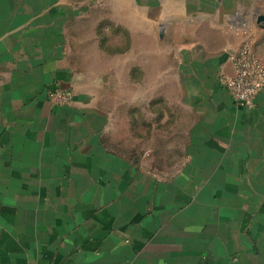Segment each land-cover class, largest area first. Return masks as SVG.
Masks as SVG:
<instances>
[{
  "label": "crops",
  "instance_id": "0c3cea01",
  "mask_svg": "<svg viewBox=\"0 0 264 264\" xmlns=\"http://www.w3.org/2000/svg\"><path fill=\"white\" fill-rule=\"evenodd\" d=\"M260 14L0 0V264H264V88L246 108L220 82L246 31L264 62Z\"/></svg>",
  "mask_w": 264,
  "mask_h": 264
},
{
  "label": "built area",
  "instance_id": "2783aa9c",
  "mask_svg": "<svg viewBox=\"0 0 264 264\" xmlns=\"http://www.w3.org/2000/svg\"><path fill=\"white\" fill-rule=\"evenodd\" d=\"M234 75L221 77V84L231 93L236 103L246 108L255 106L259 92L264 88V62L255 50L254 36L246 31L238 51L231 54ZM49 99L56 105L71 102L74 92L67 88L49 91Z\"/></svg>",
  "mask_w": 264,
  "mask_h": 264
},
{
  "label": "rangeland",
  "instance_id": "374dc122",
  "mask_svg": "<svg viewBox=\"0 0 264 264\" xmlns=\"http://www.w3.org/2000/svg\"><path fill=\"white\" fill-rule=\"evenodd\" d=\"M113 33H115V34H113L114 36H118L119 35V33H120V30H118V31H116V30H113L112 31ZM102 33H103V35L105 36V37H107V38H109L108 37V35L106 36L105 35V30H103L102 31ZM100 48H101V51H106L107 53H117L118 51L120 52V51H122L123 49H125L126 48V46L125 45H123V44H102L101 46H100ZM148 82H149V78H147V84H148ZM153 87L152 86H150L149 85V87L147 86V96H149L150 98H152L153 97ZM162 100H161V103H162V107H161V109H160V111H159V113L157 114V116L158 117H163V115H164V101H165V98H164V93H162ZM148 99V98H147ZM147 103H148V101H146ZM157 103H159V101H156ZM154 102H149V105L151 104V109L153 110V106H154V104H153ZM148 106V105H147ZM166 111V110H165ZM146 113H148V111L146 112ZM162 132L164 133V132H166V130H164V128H163V130H162Z\"/></svg>",
  "mask_w": 264,
  "mask_h": 264
},
{
  "label": "water",
  "instance_id": "95a60500",
  "mask_svg": "<svg viewBox=\"0 0 264 264\" xmlns=\"http://www.w3.org/2000/svg\"><path fill=\"white\" fill-rule=\"evenodd\" d=\"M258 22H259V23H263V22H264V14H260V15L258 16Z\"/></svg>",
  "mask_w": 264,
  "mask_h": 264
}]
</instances>
